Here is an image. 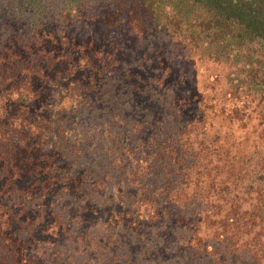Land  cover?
<instances>
[{"label": "trees", "instance_id": "trees-1", "mask_svg": "<svg viewBox=\"0 0 264 264\" xmlns=\"http://www.w3.org/2000/svg\"><path fill=\"white\" fill-rule=\"evenodd\" d=\"M88 1L0 0L1 245L22 255L25 242L65 230L55 208L62 213L74 199L80 216L93 214L84 205L97 197L142 239L156 216L192 231L179 251L194 264H264V0H98L100 27L113 39L165 35L234 69L228 107L202 106L174 86L169 115L142 124L130 113L133 76L113 81L117 73L103 72L82 34L72 46L70 14ZM204 222L213 246L198 236Z\"/></svg>", "mask_w": 264, "mask_h": 264}, {"label": "rangeland", "instance_id": "rangeland-1", "mask_svg": "<svg viewBox=\"0 0 264 264\" xmlns=\"http://www.w3.org/2000/svg\"><path fill=\"white\" fill-rule=\"evenodd\" d=\"M82 3H84L82 11L77 14L71 11L70 14L74 18L75 25L66 29L73 37L72 46L75 47L76 43H80L79 34H82L85 36L83 40L91 39L93 52L99 53L98 64L103 66V61L105 62L103 72L114 69L117 73L113 81H125L133 76L138 87L132 93L133 104L130 105V113L132 112V117L138 118L140 124L142 119L150 114L154 115L151 121L156 117L169 115L166 107L169 98H172L173 103L177 101L174 86H178L183 92H189L190 96L198 95L202 106H213L218 102L227 107L230 105L232 97L228 78L234 70L232 67L205 61L199 58V54L194 50L165 35L139 36L130 33L113 39L100 27L104 10L98 7V0ZM66 15L54 17L56 21H60ZM86 45L87 42L84 43V46ZM89 60L91 58L87 57L85 59L87 62L80 65L83 67L82 70L88 69L86 64ZM71 70H74L72 64ZM107 76L111 79L109 74ZM127 81L130 82L129 79ZM245 107H249L250 112L253 105L245 103ZM254 111L248 114L256 118L257 111ZM96 120L99 121L97 117ZM254 123L256 124L257 120L252 119L248 127L255 125ZM218 126L219 130L226 131V135L230 134L226 124L219 122ZM146 128L147 126L142 127V129ZM227 141L234 147L232 151L235 152L236 149L246 151V148L244 150L237 148L236 143L233 145V140L227 139ZM73 203L74 199H71V203L64 206L62 213L58 211V207L55 208L56 215L60 219H66L62 222L64 227L67 225L64 231L61 232L60 227H57L51 230L54 233L52 237L37 236L39 243L25 242L21 247L22 255L18 254L14 246L11 245L13 251H8L0 243V259L12 260V262L18 260L21 261L20 264H194V261L189 260L188 251L185 250L184 254L179 251V247L187 243L188 239L194 240L192 231L176 227H174L176 231H173V228L167 225L169 221L166 220L167 216L161 220L156 219L158 216L151 219L150 234L142 239L141 236L136 235L139 232L129 231L125 225L121 226L117 223L118 216L108 208L109 202L93 197L92 204L84 205L93 214L87 212L83 216L75 210ZM30 208L36 209L37 206L33 202ZM179 209L175 207L170 210L171 216L180 218L176 215V212H180ZM30 215H34L31 210L27 217ZM133 216L138 218L136 215ZM30 223L31 221L22 224L19 231L21 237L28 236ZM198 227V236L205 238L207 244L213 246L211 228L205 222L200 223ZM129 233L133 234L128 235Z\"/></svg>", "mask_w": 264, "mask_h": 264}]
</instances>
